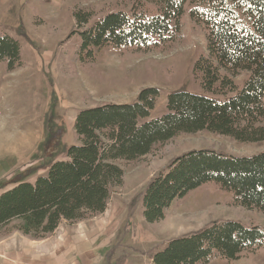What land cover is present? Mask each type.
<instances>
[{
    "label": "trees",
    "instance_id": "16d2710c",
    "mask_svg": "<svg viewBox=\"0 0 264 264\" xmlns=\"http://www.w3.org/2000/svg\"><path fill=\"white\" fill-rule=\"evenodd\" d=\"M115 1L126 7L99 13L100 1L91 5L72 0L69 14L76 28L70 36L80 40L79 59L94 60L95 49L104 47L146 50L172 44L182 38L188 14L207 38L206 52L193 65L203 93H169L167 111L156 118H151L161 94L156 86L142 88L132 102L80 110L74 122L77 142L66 157L34 181L18 182L0 193V237L21 232L42 239L65 221L105 211L114 189L123 183L121 162L148 156L180 133L209 130L241 142L264 141V0ZM0 61L7 72L25 66L19 40L4 32ZM209 183L233 192L239 206L264 214V150L236 155L209 147L188 149L155 172L135 200L141 201L146 220L156 222ZM263 247L261 225L214 220L169 239L153 251L149 264L235 260Z\"/></svg>",
    "mask_w": 264,
    "mask_h": 264
},
{
    "label": "rangeland",
    "instance_id": "374dc122",
    "mask_svg": "<svg viewBox=\"0 0 264 264\" xmlns=\"http://www.w3.org/2000/svg\"><path fill=\"white\" fill-rule=\"evenodd\" d=\"M98 1L103 5L99 13L126 7L115 0L83 3ZM72 4V0H0V32L19 40L25 61L14 72H7L0 61V191L34 181L54 161L65 158L77 142L74 122L84 108L132 102L142 88L156 86L161 89L151 113L156 118L167 111L169 93H203L193 65L206 52L207 38L188 14L182 38L172 44L146 50L104 47L95 49L94 60L83 62L78 57L80 40L70 36L76 28L69 14ZM205 147L252 155L264 150V141L241 142L209 130L180 133L156 145L148 156L121 162L123 183L114 189L105 211L65 221L42 239L12 234L0 241V264L9 259L8 264H149L153 251L169 239L214 220L264 227L263 213L239 206L233 192L215 183L180 200L164 219L146 220L135 197L150 177L173 156ZM208 264H264V247L235 260L216 257Z\"/></svg>",
    "mask_w": 264,
    "mask_h": 264
},
{
    "label": "crops",
    "instance_id": "0c3cea01",
    "mask_svg": "<svg viewBox=\"0 0 264 264\" xmlns=\"http://www.w3.org/2000/svg\"><path fill=\"white\" fill-rule=\"evenodd\" d=\"M14 185H15V184H14ZM12 186H13V185H12ZM12 186H10V187H12ZM10 187H8V188H10ZM5 189H7V188H5ZM5 189H3V190H5ZM3 190H2V191H3ZM2 191H0V193H1ZM15 233H19V234H21L22 236L25 237V235H23L21 232H13L12 234H15ZM12 234L7 235V236H4V237H0V241H1V240H4V239H6V238H9L10 236H12ZM26 237H28V236H26ZM28 238H29V237H28ZM151 260H152V259H151ZM6 262H7L6 264H8L9 262H12V259L7 260Z\"/></svg>",
    "mask_w": 264,
    "mask_h": 264
},
{
    "label": "bare ground",
    "instance_id": "6f19581e",
    "mask_svg": "<svg viewBox=\"0 0 264 264\" xmlns=\"http://www.w3.org/2000/svg\"><path fill=\"white\" fill-rule=\"evenodd\" d=\"M10 125H11V124H9V125L6 127L7 131L10 130V128H9ZM12 140L16 141L15 139H12Z\"/></svg>",
    "mask_w": 264,
    "mask_h": 264
}]
</instances>
